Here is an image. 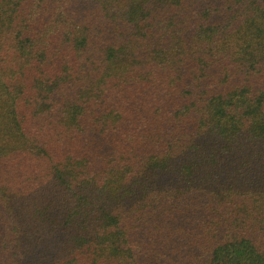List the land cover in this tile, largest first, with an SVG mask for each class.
Instances as JSON below:
<instances>
[{
  "label": "trees",
  "instance_id": "obj_1",
  "mask_svg": "<svg viewBox=\"0 0 264 264\" xmlns=\"http://www.w3.org/2000/svg\"><path fill=\"white\" fill-rule=\"evenodd\" d=\"M0 264H264V0H0Z\"/></svg>",
  "mask_w": 264,
  "mask_h": 264
}]
</instances>
